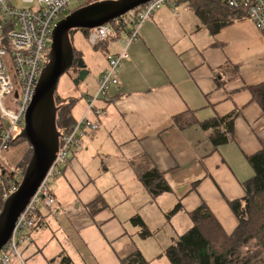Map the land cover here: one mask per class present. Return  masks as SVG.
<instances>
[{
    "label": "crops",
    "instance_id": "crops-1",
    "mask_svg": "<svg viewBox=\"0 0 264 264\" xmlns=\"http://www.w3.org/2000/svg\"><path fill=\"white\" fill-rule=\"evenodd\" d=\"M196 2L206 4L205 21L193 10ZM224 9L212 0L179 1L175 11L157 10L144 22L127 49L118 85L96 104L104 112L100 128L81 139L52 182L54 206H38L32 242L22 248L26 264H57L60 255L73 264H122L136 251L151 264L137 247V239L142 244L147 238L139 237L130 220H143L142 208L154 199L161 216L179 203L189 221L188 214L204 206L223 232L232 234L237 220L229 203L243 199L244 185L254 176L247 159L264 149V104L258 94L264 89V31ZM124 39L123 32L90 46L96 55L84 67L86 77L96 74L89 81L94 89L69 98L75 105L95 94L107 55L119 54ZM73 51L83 57L81 49ZM228 115H234L231 135L216 146L213 130L203 125ZM10 157L2 159L10 162ZM3 171L0 166V175ZM152 171L162 176L169 193L153 196L144 187L140 176ZM189 224L158 253L165 254Z\"/></svg>",
    "mask_w": 264,
    "mask_h": 264
},
{
    "label": "built area",
    "instance_id": "built-area-1",
    "mask_svg": "<svg viewBox=\"0 0 264 264\" xmlns=\"http://www.w3.org/2000/svg\"><path fill=\"white\" fill-rule=\"evenodd\" d=\"M87 1L99 3L104 0H0V156L23 129L26 110L50 52L54 28L72 4L78 6ZM179 1L186 0H150L120 18L128 21L127 31H122L125 34L123 49L119 54L107 55V68L96 81L95 94L85 98L84 114L68 133H59L55 160L18 217L11 238L1 249L0 264H26L22 248L32 242L38 206H54L55 199L50 190L52 182L61 175L69 154L79 146L81 139L99 129L104 112L96 104L104 101L109 91L118 85V71L128 59L129 45L138 40L142 25L155 11L162 7L175 11ZM212 1L241 13L259 31H264V0ZM113 36L112 25L106 24L87 31L85 38L90 46L96 47ZM90 114L94 118L88 117Z\"/></svg>",
    "mask_w": 264,
    "mask_h": 264
},
{
    "label": "trees",
    "instance_id": "trees-1",
    "mask_svg": "<svg viewBox=\"0 0 264 264\" xmlns=\"http://www.w3.org/2000/svg\"><path fill=\"white\" fill-rule=\"evenodd\" d=\"M105 1L112 0H104L102 2ZM93 4L96 3L87 1L86 3L78 5L72 12ZM205 6V3L200 2L192 4L194 12L202 21H205V18H207L205 16L207 12L203 9ZM221 6L224 7L223 5ZM224 10L228 11L227 8ZM230 14L237 16L241 15V13L235 11H230ZM127 22L120 19L112 23L115 37L125 30ZM217 22V19L213 21V31L216 30L215 28L218 25ZM84 32L86 36L87 31ZM105 43L106 42L98 44L97 47ZM258 94L261 97V102L264 104V89L259 91ZM60 100V103H63V105L57 108L56 127L58 133L65 135L75 122L72 118L71 110L76 100ZM233 118L234 115H228L203 125V129L213 130L214 137L212 141L214 145L223 144L227 139V135H231ZM17 140L20 139L17 137L13 143ZM29 159L25 169L23 170L22 168V175L20 178L23 177ZM247 160L254 171V176L244 185L245 195L243 199L229 203V207L237 220L235 230L232 234L226 235L208 209L204 206L199 207L188 214L192 224L191 228L178 237V239L166 249L165 256L170 264H264V149L248 157ZM3 172L0 175V211L3 208L4 201L12 193L8 190L9 187L12 186L11 178L5 177ZM140 180L148 192L153 196L169 192V188L157 171L143 174L140 176ZM18 185L19 184H16L15 187L17 188ZM180 209L181 206L177 203L168 216L170 217ZM130 222L134 227L140 229V237L142 239L150 237V232L147 231L145 224L139 217L132 218ZM143 231H145V233H142ZM226 240L228 241V246L224 244ZM251 241L255 242L253 246L251 245L252 252L250 255L246 254L244 255L245 257H243L240 250H248ZM58 258L59 261L57 264H73L67 256L60 255ZM53 262L54 261H50L48 264H53ZM122 264L149 263L144 260L139 251H136L122 260Z\"/></svg>",
    "mask_w": 264,
    "mask_h": 264
},
{
    "label": "water",
    "instance_id": "water-1",
    "mask_svg": "<svg viewBox=\"0 0 264 264\" xmlns=\"http://www.w3.org/2000/svg\"><path fill=\"white\" fill-rule=\"evenodd\" d=\"M150 0H117L89 5L72 12L57 23L52 32L48 65L40 74L32 101L24 116L18 139L26 141L31 156L23 177L14 192L4 201L0 211V251L11 238L15 223L46 177L58 148L57 108L54 94L60 77L75 66L77 80L87 72L75 58L70 32L89 31L114 22Z\"/></svg>",
    "mask_w": 264,
    "mask_h": 264
},
{
    "label": "rangeland",
    "instance_id": "rangeland-1",
    "mask_svg": "<svg viewBox=\"0 0 264 264\" xmlns=\"http://www.w3.org/2000/svg\"><path fill=\"white\" fill-rule=\"evenodd\" d=\"M112 1H117V0H112ZM15 3L17 4V1ZM76 7L77 6L75 5V3L72 4L69 7V11L63 14L62 19L67 18L72 13V11L75 10ZM183 7L188 8L189 15L191 16L193 15L188 5H184ZM161 9H164V7L160 8L159 10ZM177 10L179 12L180 11L182 12V8L180 9L177 8L176 12ZM69 37H71L70 44L72 46V49L73 48L77 50L81 49L83 53V57L79 59L80 62L85 64V61H86L87 63L89 56L95 54L93 53V50L91 48L92 46L90 47V45L87 43L81 31L71 32ZM96 69H98V67ZM96 69H95V73L98 72V70ZM93 72L94 70L91 72V74L88 77H85L83 80H80V81H76L77 74L64 73L60 77L57 87H56V92H55L56 95L54 98L55 107L59 108L61 105H63V103H60L61 102L60 99L65 100L67 98L68 99L78 98V97H81V95L84 94V91H87V90L90 92H93L94 83L93 82L89 83L90 78L96 75ZM57 97H58V100H57ZM83 108H85L84 101H81L78 104H76L71 113L72 117H74L75 119L78 118V114L81 113V111H83L82 110ZM1 122L2 121L0 120V123ZM212 137L214 136L212 135ZM8 155H13V157H10L11 158L10 162L7 161V159H2ZM223 155H225V152H223ZM29 157H30V148L28 144L26 143V141L20 139V140H17L15 143H13L12 146L8 149V151L5 152V154H3L2 157L0 158V166L4 170L3 172L4 176L7 178H11L12 186L9 187L8 189L9 191L11 192L14 191V189H16L15 187L16 184L20 183L22 179L20 178L22 175V168L23 170L25 169V166H26V163ZM17 162H19L18 165L16 166V168L12 169V172H11V168L14 167L17 164ZM157 203L158 201L154 199L150 202V204H146V206L142 208V217H141L143 219L142 222L149 228L147 229V231L149 230L151 231V232L149 231L151 237L150 238L148 237L145 241L142 242V244L140 243V239H137L139 240L137 247H138V250L140 251L143 250L146 252L145 255L143 256H145V258L148 261H150L151 264H170L165 254L161 255L158 252L159 250H164V246L166 244L168 245L170 244V241H169L170 238L175 237L176 234H182L185 230H187L190 226L189 224L190 221L189 219L186 218L184 212L181 209L178 210L175 214L171 215L170 217L168 216L169 213L173 211L174 207L177 204H175V206L172 208L171 211H169L168 213L165 212L166 215L161 216V213L158 210ZM130 225L133 227L131 222H130ZM130 225L128 224L129 228H131ZM140 232L141 231L139 230V237H140ZM142 233H145V231H143ZM227 242H228L227 240L224 242L226 246H228ZM254 243H255L254 241L250 242V247L248 248V250L247 249L240 250L241 255L243 257H245L244 255L246 254L247 255L251 254L252 252L251 245L253 246Z\"/></svg>",
    "mask_w": 264,
    "mask_h": 264
},
{
    "label": "flooded vegetation",
    "instance_id": "flooded-vegetation-1",
    "mask_svg": "<svg viewBox=\"0 0 264 264\" xmlns=\"http://www.w3.org/2000/svg\"><path fill=\"white\" fill-rule=\"evenodd\" d=\"M49 54H50V52H49ZM48 59H47V61H46V63H45V65H44V68H43V70L45 69V67L48 65ZM72 70L74 71V72H78L79 71V69H77L75 66L72 68ZM55 104V103H54ZM55 106V105H54ZM57 107H55V109H56ZM57 113V112H56Z\"/></svg>",
    "mask_w": 264,
    "mask_h": 264
},
{
    "label": "bare ground",
    "instance_id": "bare-ground-1",
    "mask_svg": "<svg viewBox=\"0 0 264 264\" xmlns=\"http://www.w3.org/2000/svg\"><path fill=\"white\" fill-rule=\"evenodd\" d=\"M13 192V191H12Z\"/></svg>",
    "mask_w": 264,
    "mask_h": 264
}]
</instances>
